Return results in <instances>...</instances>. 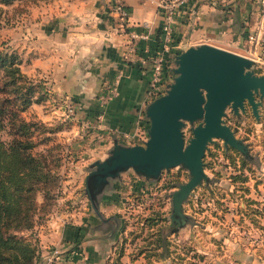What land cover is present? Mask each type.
<instances>
[{
	"label": "crops",
	"instance_id": "0c3cea01",
	"mask_svg": "<svg viewBox=\"0 0 264 264\" xmlns=\"http://www.w3.org/2000/svg\"><path fill=\"white\" fill-rule=\"evenodd\" d=\"M64 1L49 16L43 14L40 23L33 24L28 30L26 36L32 52V68L27 72L35 75V71L41 70L58 97L67 96L76 102L78 109L74 115L62 111L63 118L77 120L81 127L90 126L92 129L84 137L81 135L84 142L91 143L85 147L87 145L89 152L105 156L113 136L126 143H136L147 131L144 107L148 99L149 75L143 73L138 61H130L124 56L128 32L118 25L113 9L117 0ZM121 1L129 11V29L148 34L147 38L138 41L140 52L160 48L164 23L160 0ZM48 5L52 7L50 3ZM254 32L264 35V0H184L179 3L175 15L168 56L174 65V55L183 44L208 42L252 57L256 63L255 72L264 73V45L251 42L248 37ZM114 80H117V93L107 99L103 95ZM54 111L59 110L37 113L46 121L56 115ZM70 144L74 147L76 140ZM91 155L85 159L87 163L97 158ZM73 168L78 171L79 165L75 163ZM79 173L72 174L77 189L71 196H74L77 207L52 209L43 221L35 224L39 241L33 264H177L173 261L178 251L174 241L169 245L170 254L147 255V247L161 251L153 244L147 246L143 238L147 230H157L156 226L149 229L144 226L141 234L133 237L139 231L136 230L139 224H129L124 219L126 215H121L123 199L117 181L111 180L100 195L99 204L104 217H117L118 223L113 231V219L102 221L88 198L79 196L82 184ZM133 178L130 180L132 185L133 181L138 182L136 177ZM145 184L141 179L134 184L133 195L146 192ZM148 194L147 191L145 195ZM112 208H118V211H111ZM152 211L155 212L146 216L160 218L159 210ZM162 212L169 213L170 217V210L163 209ZM187 214L190 219L186 226V242L193 250L206 254L203 260H220L222 264L226 260L246 258L245 254L251 258V254L241 251L239 242L230 240L224 234L226 232H222V226L205 222L210 216L207 211ZM199 216H204L202 222L206 223L200 229L194 228ZM213 233L223 236L222 243L229 240L225 247L221 243L223 249L216 253L215 247L220 240L212 238ZM169 234L165 235L169 238ZM217 238L222 237L218 235Z\"/></svg>",
	"mask_w": 264,
	"mask_h": 264
},
{
	"label": "rangeland",
	"instance_id": "374dc122",
	"mask_svg": "<svg viewBox=\"0 0 264 264\" xmlns=\"http://www.w3.org/2000/svg\"><path fill=\"white\" fill-rule=\"evenodd\" d=\"M61 1L65 2L64 0H22L14 2V4L0 3V40L5 41L12 50L18 53L21 58V69L27 75L34 79L44 80L47 91L45 93V99L40 102H35L37 106H33L34 103H32L23 111V115L26 118L35 116L39 120L44 121L41 117H38L37 111L47 113L51 109L59 110L58 112L54 111L56 115H53L52 118L44 121L52 127H60L53 136L54 139L61 143L60 151L63 153L62 164L60 166L62 175L60 186L57 188L56 195L51 200V204L46 209V211L49 210L47 213H51L52 209H71V207H77V202L75 203L74 201L75 198H72L74 196H71L75 194V189H77V182L73 185V181L75 180L72 176L73 173L80 172L79 176L82 184L80 185L79 196L88 198L84 191L83 176L85 177V172H88V166L93 160L87 163L85 159L91 154L93 155L90 157H104L100 155L103 153H98L97 155V153H93V151L89 152L86 149L87 145H91V143L84 142L83 137L92 129L90 126L81 127L80 122L77 120H69L67 117L63 118L65 114H61L62 111H66L69 114L66 105L68 100L67 96L63 97L59 95L58 97L51 90L50 85L47 83V77L41 73V70L35 71V75L28 74L29 72H27L28 69L32 68V60L30 57L32 52L30 53V45L26 36L28 30L33 24L37 25L40 23L43 19V14L46 13V16H49L53 11H56V6L62 5ZM49 3L52 5L51 8L48 5ZM151 99H147V102ZM77 109L78 107L76 106L75 112ZM224 118L226 123L231 125L236 136L242 138L248 144L250 152L255 159L251 161L245 158L236 149L231 147L226 148L223 139L215 138L213 142L208 144L204 155V169L210 177V182L205 183L203 181L191 191L183 201V210L185 213L192 212V210L207 211L210 216H208L209 220L205 221L206 223L213 224L214 226L218 224L222 226L224 228L222 232H226L224 234L230 240L235 239L239 242L238 244L242 252L251 254V258H247V254H245L246 258H237L234 261L226 260L222 264H264V105L261 107L259 120H256L250 110L246 114H242L241 117H237L229 107L226 109ZM63 129L65 131H62ZM182 129L185 141H187L192 134L191 124L187 121ZM74 140H76V144L72 147L70 143ZM85 144H87L86 147ZM241 156L249 161L243 170L241 169ZM75 163L79 165L78 171L73 168ZM166 170H175L174 174L176 176L161 180L166 175ZM162 172L164 175L161 174L157 178L146 180L130 168L123 171L120 177L111 179L112 181H117V186L120 187L119 194L123 199L121 215H126L124 219L127 223L132 225L139 224L136 230H140L139 227L142 225H147L144 220L147 217L146 215H151L155 212L152 210H159L160 213L158 214H161L155 229L157 226H162L163 228L171 224V219L168 216L169 213L165 214L162 210L166 209L171 212V192L180 183L188 179L189 170L185 166L176 165L164 169ZM240 173L243 176H247L246 181L240 179L232 180L234 175ZM133 177H136V181L138 182L141 179L146 183L145 185L148 188L146 192L148 191L149 193L147 195L149 198L148 204L137 205V201H134L133 185L138 184V182L133 181L132 185L130 180L134 179ZM159 182H162L163 185L159 184ZM71 184L72 187L69 186ZM69 190H72L71 194ZM38 200H42L41 194L38 195ZM113 209L115 212L116 210L118 211V208H112L111 211ZM46 211H38L36 216L37 222L43 221L46 218ZM202 217L203 219L205 218L204 216L197 218L199 221L196 222L194 228L200 229L205 226L206 223L202 222ZM37 222L35 224L38 225ZM187 225L188 223L179 228L174 235L171 233L168 235V244L170 245L174 241L178 250L174 254L173 261L177 264H221L220 260L216 261L209 258L203 260L206 254L196 249L193 250L190 244L186 242L187 237H185V232H188L186 230ZM37 232L38 228L36 231V226L34 225L31 229L25 230L22 233L36 240L38 246L39 238ZM218 235L222 238H217ZM211 236L212 238L215 237L217 240H220V243H217L214 251L215 253L219 252L223 249L221 247L223 236L218 233H213ZM226 241V243H222L224 247L229 240ZM187 255L190 257L187 258Z\"/></svg>",
	"mask_w": 264,
	"mask_h": 264
},
{
	"label": "water",
	"instance_id": "95a60500",
	"mask_svg": "<svg viewBox=\"0 0 264 264\" xmlns=\"http://www.w3.org/2000/svg\"><path fill=\"white\" fill-rule=\"evenodd\" d=\"M173 62L174 76L166 91L144 107L149 123L147 137L142 142L126 143L113 136L107 154L94 159L85 174L84 191L90 204L102 221L113 219V231L117 217L102 215L100 195L111 179L120 177L123 171L131 168L151 180L176 165L189 170L188 179L171 192V224L161 230L165 235L178 231L189 221L183 201L203 181L210 182L204 169V155L210 142L221 138L226 148L236 149L251 161L255 159L248 144L236 136L224 118L229 107L237 117L250 110L259 120L264 105V73L255 72V60L202 42L183 44ZM187 121L192 134L185 141L182 128Z\"/></svg>",
	"mask_w": 264,
	"mask_h": 264
},
{
	"label": "trees",
	"instance_id": "16d2710c",
	"mask_svg": "<svg viewBox=\"0 0 264 264\" xmlns=\"http://www.w3.org/2000/svg\"><path fill=\"white\" fill-rule=\"evenodd\" d=\"M17 1L22 0H0V3ZM46 92L44 80L27 75L21 69L18 53L0 40V264H33L38 249L36 240L22 232L35 225L38 211H46L60 186L63 153L61 143L53 136L60 127L23 115L32 103L45 99ZM248 163L241 156L242 170ZM240 174L232 180L246 181L247 176ZM158 219L156 215L145 217V226L155 227ZM143 229L140 226L133 237L139 236ZM156 229L147 230L143 238L147 246L153 244L161 251L147 247V255L170 254L162 226Z\"/></svg>",
	"mask_w": 264,
	"mask_h": 264
},
{
	"label": "built area",
	"instance_id": "2783aa9c",
	"mask_svg": "<svg viewBox=\"0 0 264 264\" xmlns=\"http://www.w3.org/2000/svg\"><path fill=\"white\" fill-rule=\"evenodd\" d=\"M184 0H160L159 4L164 8V23L162 26L163 30V39L161 47L150 51L148 49L145 50L146 53L140 52L138 47V41L140 39L147 38L148 34L146 31H136L129 29V11L125 4L121 0L115 1L113 4V9L117 14V22L120 28H122L125 32H128V42L126 43L124 56L126 59L130 61H138L141 66V70L143 73H147L149 75L148 79V87H147V98L156 97L162 93H164L168 87V84L173 80L174 72L172 71L171 65L172 59L169 58V42L173 33V22L175 19V15L177 14V9L179 3ZM249 40L254 43H258L260 45H264V35L263 33L258 34L257 32L250 33L248 35ZM117 93V80H114L113 84L109 85L106 88V92L103 97L111 98L113 95ZM67 109L70 115H74L76 103L72 99L67 100ZM147 137V131H145L144 135L140 137V142H142ZM178 167V166H177ZM161 180L163 178L170 179L171 177H175V170H166ZM160 174V175H161ZM159 184L163 185L162 182ZM172 189V188H171ZM148 196L145 195V192H142L141 195L138 196L137 205L148 204ZM134 201H136L134 199ZM132 201V202H134ZM193 211V210H192ZM195 221V225H196Z\"/></svg>",
	"mask_w": 264,
	"mask_h": 264
}]
</instances>
